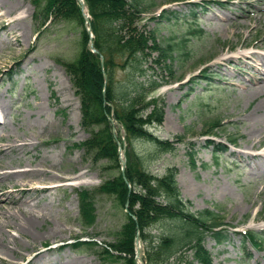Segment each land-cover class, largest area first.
<instances>
[{"label":"rangeland","instance_id":"374dc122","mask_svg":"<svg viewBox=\"0 0 264 264\" xmlns=\"http://www.w3.org/2000/svg\"><path fill=\"white\" fill-rule=\"evenodd\" d=\"M6 1L16 5L8 19L24 21L15 33L0 30V41L10 44L0 52V144L9 140V135L36 145L8 154L0 152V163L9 171L30 170L39 162L52 163L57 175L69 178L33 176L60 188L43 192L35 180L25 195L12 187L18 177L3 181L6 191L0 190L4 193L0 203L15 189L11 195L41 206L44 217L32 218V225L20 230L18 223L24 224V216L18 212V203L8 202L16 217L8 218L9 226L0 223V236L5 241L16 239L10 244L15 251L0 245V264H28L38 251H44L42 257L30 264H125L102 253L105 244L116 242L127 220L126 210L116 199L95 192V224L86 228L79 216L76 191H95L118 174L117 167L105 160L94 163L75 145L90 133L81 125L80 99L60 61L77 57L80 26L53 20L43 29L34 0ZM150 2L153 10L144 21H148L149 29L156 30L160 40L176 48L173 77L160 68L156 70L168 83L153 93L166 105L164 122L151 131L161 138L186 134V139L174 152L159 156L152 154L151 144L144 140H137L135 149L152 173L161 174L169 166L178 168L182 196L192 202V209H212L224 216L231 239L217 243L209 235L205 241L213 264H264V242L255 248L248 240L242 243V235L235 233L264 232L260 217L264 209V155L258 154L264 152V140L252 147L257 139L252 133L263 128L264 111L256 107L264 94L254 92L259 73L250 65L253 60L237 57L249 51L264 54V0H213L206 6L203 0ZM193 11L196 20L191 17ZM149 16L156 19L148 20ZM199 28L204 34L195 32ZM203 74H209L208 79ZM217 120L223 123L217 133L204 136L207 126ZM228 136L236 138L235 145L228 144ZM207 138L219 148L208 145ZM223 143L228 148L221 151ZM191 149L196 150L194 163ZM5 214L0 211V222L7 220ZM153 232L158 234L159 230ZM77 236L96 244L73 246L70 242Z\"/></svg>","mask_w":264,"mask_h":264},{"label":"trees","instance_id":"16d2710c","mask_svg":"<svg viewBox=\"0 0 264 264\" xmlns=\"http://www.w3.org/2000/svg\"><path fill=\"white\" fill-rule=\"evenodd\" d=\"M33 2L42 15V27L53 20L76 22L80 26L81 49L77 57L60 61L80 99L81 125L90 133L76 145L84 149L87 159L91 158L94 163L105 160L118 168V174L106 179L95 191L77 190L82 225L88 228L96 222L95 192L107 194L124 209L128 202L129 210L116 242L105 244L102 251L105 258L136 264L135 238L139 231L147 264H213L205 240L208 235L218 242L229 239L230 235L223 228L224 216L212 209H192V202L182 196L177 181L178 168L169 166L161 174L152 173L135 149V142L144 140L151 144L152 154L159 156L174 152L178 143L186 139V134L163 139L150 130L161 125L165 117V101L153 93L168 80L165 76L160 79L156 70L160 68L173 77L176 52L173 44L160 40L156 30L149 29L148 21H144V16L153 10V4L150 0H86L92 17L94 45L104 56L102 67L100 54L92 52L88 46L89 33L77 0ZM155 19V16L148 17V20ZM195 32L202 34L204 30ZM112 112L126 131L127 181L120 170L118 141L121 138L113 132L109 119ZM221 126L220 120L214 121L203 134L216 133ZM229 141L235 143L236 139L229 138ZM195 154L192 149L193 163ZM260 217L264 218V209ZM153 229H158L159 233H154ZM245 238L259 247L264 236L249 230ZM85 244L96 242H84L78 237L75 245Z\"/></svg>","mask_w":264,"mask_h":264},{"label":"bare ground","instance_id":"6f19581e","mask_svg":"<svg viewBox=\"0 0 264 264\" xmlns=\"http://www.w3.org/2000/svg\"><path fill=\"white\" fill-rule=\"evenodd\" d=\"M9 4L10 5H7L6 0H0V30L8 31V33L9 32L15 33L17 31H20V29H22L21 25L24 19L19 18V17H16V18L10 17L8 19V17L11 16L10 14L13 12L16 6L15 4H11V3ZM6 20H8V22ZM8 42H9L8 40L0 41V52L3 49L7 48L8 45H10ZM17 45H20L19 40L17 42ZM237 57L244 58V59L248 58V59L253 60V62H250L251 67L259 73V77L255 83L254 92L257 94H264V54H260L258 52H247V53H242L238 55ZM256 109L264 111V100L261 101L257 105ZM263 116H264V113H263ZM0 124H1V121H0ZM260 124L261 126H263V128L259 127V130L257 132L254 131L252 133L257 136V139L254 140L252 147H255L256 145L260 144L264 140V117L261 120ZM1 136L2 134H0V137ZM7 137L9 138V140H6V142L0 144V152H4V154H8V152L11 150L28 149L29 147H32V146L34 147L36 145L35 142H32L27 139H22L21 141H19L18 139H12L9 135ZM260 153H262L261 155H264V152H258V154ZM55 170H56V167L52 163L43 164L39 162L35 164L34 168L30 170L9 171L7 167L5 166V164L0 163V190H5V187L3 185V181L5 179L12 180L13 178L18 177L17 181H13L14 183L12 184V187L16 188L19 194L25 195L31 192L29 187L32 186L35 180H36V184H35L36 187L38 186L41 187V190L43 192H51L53 189H59L60 186L47 183L45 181V178L43 177L36 178L33 176L39 175V176L49 177L51 179H57V178L58 179H68L69 178L68 176H64V175L63 176L57 175ZM13 191H15V189H13ZM13 191L9 192L8 190L7 191L9 192L8 197L5 199L4 203H0V211L2 213H6L5 217L7 218L6 221L0 222L1 225L9 226L10 221L8 220V218L16 217V213L12 211L8 202L18 203V206H17L18 212L24 216V219H25L24 224L18 223V227H19L18 229L20 230H23L25 227L28 228L30 225H32V218L35 217L37 219H40L44 217V215L41 213V210H42L41 206L37 204L32 205L29 200H21V199H18L17 197H14L13 195H11ZM1 195H4V193L0 194V201H1ZM36 208H38V210ZM12 241L16 242V239H13ZM12 241H5L3 237L0 236V245L6 248H11L12 250L15 251V248L11 247L10 245ZM43 252L44 251H38L37 253H35L34 256L30 257L28 264L42 257Z\"/></svg>","mask_w":264,"mask_h":264},{"label":"water","instance_id":"95a60500","mask_svg":"<svg viewBox=\"0 0 264 264\" xmlns=\"http://www.w3.org/2000/svg\"><path fill=\"white\" fill-rule=\"evenodd\" d=\"M78 1H80L81 5H82V8H85V6H86L85 0H78ZM87 22L89 24V20ZM88 31L91 32V28H89ZM90 45H91L93 51L98 52V50H96L94 48V45H93V42L92 41L90 42ZM102 62H103V58H102ZM121 165H122V172L124 174V172H125V166H126V159H121ZM126 207H128V203H127ZM137 242L139 243L138 244V250H137V256H136L137 264H146L144 262V260H143V257H142L143 249H142V246L140 244L141 243L140 237H137Z\"/></svg>","mask_w":264,"mask_h":264}]
</instances>
